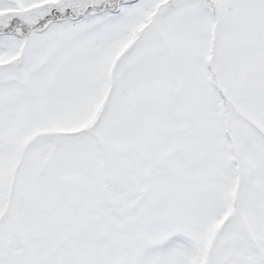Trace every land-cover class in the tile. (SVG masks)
Returning a JSON list of instances; mask_svg holds the SVG:
<instances>
[{"label":"snow or ice","instance_id":"snow-or-ice-1","mask_svg":"<svg viewBox=\"0 0 264 264\" xmlns=\"http://www.w3.org/2000/svg\"><path fill=\"white\" fill-rule=\"evenodd\" d=\"M0 264H264V0H0Z\"/></svg>","mask_w":264,"mask_h":264}]
</instances>
